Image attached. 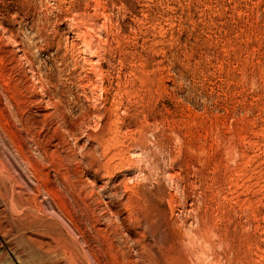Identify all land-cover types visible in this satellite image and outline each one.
<instances>
[{
  "label": "rangeland",
  "instance_id": "374dc122",
  "mask_svg": "<svg viewBox=\"0 0 264 264\" xmlns=\"http://www.w3.org/2000/svg\"><path fill=\"white\" fill-rule=\"evenodd\" d=\"M0 111V264H264V0H0Z\"/></svg>",
  "mask_w": 264,
  "mask_h": 264
},
{
  "label": "bare ground",
  "instance_id": "6f19581e",
  "mask_svg": "<svg viewBox=\"0 0 264 264\" xmlns=\"http://www.w3.org/2000/svg\"><path fill=\"white\" fill-rule=\"evenodd\" d=\"M1 112V111H0ZM20 151V152H19ZM18 152L20 153V155L24 158V161L28 163V159L25 157V153H23V151L21 149L18 150ZM23 160V159H22ZM1 167V166H0ZM3 170V167H2ZM6 172L8 173L9 171H7L6 168ZM5 172V173H6ZM10 173V172H9ZM5 176V175H4ZM3 178V176H2ZM8 178V177H7ZM11 178V176H10ZM9 178V179H10ZM5 179V178H4ZM13 182V181H12ZM32 194V193H31ZM12 198V197H11ZM21 198V197H20ZM14 200V199H13ZM18 200V199H17ZM12 203V202H11ZM18 203V202H17ZM13 204V203H12ZM22 204V203H20ZM28 206V203H26ZM14 207V204L13 206ZM11 210V209H10ZM13 210H19V217H18V221L19 223L21 222L22 226L24 225H35V223L38 224V222L40 221L39 218L37 217V212L38 209H13ZM13 210L11 213H13ZM14 211V212H15ZM14 214V213H13ZM16 214V213H15ZM12 215V214H11ZM17 215V214H16ZM14 217V216H13ZM17 221V222H18ZM20 225V226H21ZM19 226V225H18ZM25 228V227H24ZM59 233V232H58ZM57 234V233H56ZM62 234V233H60ZM71 238V237H70ZM73 239V238H72ZM98 244L100 246H105V248H103L100 252H95V250L93 251L92 249L90 250L89 248L83 249L81 241H77L76 239L68 241V240H57V242L55 244H57V248L56 249H60L62 251V253L64 255H70L75 258H72V263L73 264H123L122 262H120V259L118 258V256L116 254H114L113 251V247L112 245L108 244V242L106 240H103L102 242L97 241ZM82 243L86 244L85 241H82ZM107 243V244H106ZM156 243V242H155ZM88 245V244H87ZM107 245V246H106ZM162 245V244H161ZM56 246V245H55ZM97 249L100 250V247H98ZM159 250V248H158ZM161 250V249H160ZM102 253V255H101ZM161 253V252H160ZM154 255V254H153Z\"/></svg>",
  "mask_w": 264,
  "mask_h": 264
}]
</instances>
